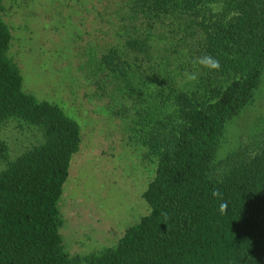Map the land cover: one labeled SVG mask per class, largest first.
<instances>
[{"label": "trees", "instance_id": "trees-1", "mask_svg": "<svg viewBox=\"0 0 264 264\" xmlns=\"http://www.w3.org/2000/svg\"><path fill=\"white\" fill-rule=\"evenodd\" d=\"M126 1L122 42L101 63L140 97L152 96L141 72L156 70L159 101L132 125L157 159L143 193L149 213L116 245L73 256L59 202L81 128L59 105L23 90L0 0V126L16 118L44 133L42 144L0 172V264H264V139L217 160L227 123L262 82L264 0ZM203 55L218 59L220 70L194 63ZM193 72L195 81L185 75ZM0 157L7 158L2 141ZM214 189L228 203L225 214Z\"/></svg>", "mask_w": 264, "mask_h": 264}, {"label": "rangeland", "instance_id": "rangeland-1", "mask_svg": "<svg viewBox=\"0 0 264 264\" xmlns=\"http://www.w3.org/2000/svg\"><path fill=\"white\" fill-rule=\"evenodd\" d=\"M126 0H5L4 21L13 40L23 90L59 105L81 128L59 206L66 250L85 256L118 243L126 229L149 213L143 193L157 159L132 132L138 113L159 101L153 95L154 66L141 72L149 93L135 95L113 79L101 57L122 40ZM140 84L139 87H144ZM139 88L136 89V91ZM264 139V72L254 99L230 120L217 152L225 158L242 145ZM7 158L0 172L44 142L41 128L20 119L0 126Z\"/></svg>", "mask_w": 264, "mask_h": 264}, {"label": "clouds", "instance_id": "clouds-1", "mask_svg": "<svg viewBox=\"0 0 264 264\" xmlns=\"http://www.w3.org/2000/svg\"><path fill=\"white\" fill-rule=\"evenodd\" d=\"M194 63H197L201 65L203 68L213 71H219L221 67L220 61L211 55H203L201 57H198L196 58ZM185 75L189 80L195 81L197 79V74L195 72L185 73ZM211 194L214 198L220 199L222 201L219 206V211L221 214H225L228 208V203L226 201H223L222 191L214 189Z\"/></svg>", "mask_w": 264, "mask_h": 264}]
</instances>
